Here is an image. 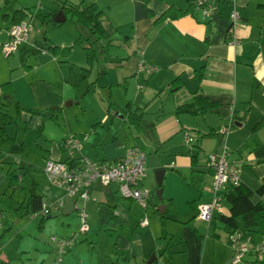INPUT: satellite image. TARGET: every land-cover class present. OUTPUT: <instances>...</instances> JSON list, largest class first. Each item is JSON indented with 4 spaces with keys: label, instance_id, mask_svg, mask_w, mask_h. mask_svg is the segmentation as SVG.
<instances>
[{
    "label": "crops",
    "instance_id": "obj_1",
    "mask_svg": "<svg viewBox=\"0 0 264 264\" xmlns=\"http://www.w3.org/2000/svg\"><path fill=\"white\" fill-rule=\"evenodd\" d=\"M63 1L0 0V264H56L57 254L47 239H24L36 223L37 234L44 231V218L39 213L17 218L14 210L30 196H40L43 205L50 208V213L60 210L63 214L66 200L64 191L41 181L36 171L29 172L33 169L28 151L34 143H38L40 137L29 138L28 133L29 129L34 130L35 122L40 121L39 117L45 110L60 108L62 97L56 91V83L59 75L64 74L63 65L80 67L82 70L86 68L85 58L83 55L78 61L72 57L75 49L67 56L55 57L47 52L49 46L66 48L75 41V25H66L67 20L57 31H52L46 44L37 41V37L42 34L39 30L38 35L31 33L33 35L9 56L3 54L2 46L8 42V29L15 11L21 10L27 16L48 14ZM68 1L74 4L83 1V5L94 3L100 11L98 21L104 36L110 41L107 56L101 54L97 64L104 62L110 73H105L103 68L93 83L102 81L108 75V96L112 98L113 83L117 87H124V93L130 99L127 104L131 108L143 110L149 104L146 101L153 103L160 98L165 102L156 115L153 125L155 135L148 138L149 141L153 138L157 152H171L173 157L182 154L174 150L178 145L182 146L179 133L184 134L187 129L196 131L193 135L196 156L179 162L183 163L184 170L197 172L195 184L201 190L187 203L191 211L188 217L183 221L173 219L175 225L172 230H165L160 220L168 218L169 210L165 208L163 217L157 211L159 219H156L152 228L149 225L139 226L140 221L137 223L138 228L147 229L144 236L136 233V224L133 222H123L121 227L125 230L127 227L128 230L125 234L114 236V239H74L76 235L71 231L73 245L62 255L59 264H232L237 248L263 242L264 229L249 232L239 230L231 235L219 222L218 215L228 214L229 206L224 195L230 187L223 192L222 212L214 213L208 224L197 220L196 210L198 205L211 199L213 172L208 161L204 160L206 153L217 152L220 141L217 140L216 131L231 117L235 126L228 139L229 150L226 148L228 164L239 172L241 183L251 190L264 184V0H213L209 17L205 20L198 11L190 9L186 15L163 21L159 18L169 8L185 11L189 9L188 3L185 0ZM37 4L40 10L32 12L31 9ZM232 11L238 15L234 25L230 20ZM37 24L35 22L39 29ZM31 36H34L32 40ZM231 42L234 44L231 45ZM114 48L119 54H115ZM141 61L156 67L157 71L143 79L136 74ZM6 83L9 85L2 86ZM140 83L145 85L144 92L141 95L130 93L129 96V88L133 87L137 91ZM197 95L217 101L221 107L204 116L175 114L179 106L191 103ZM97 124L88 137L75 134L80 142V148L74 152L76 159L111 163L122 158L127 149L138 146L115 148V136L111 139L108 138L111 135H107L111 132V126L106 131L103 147H99L96 152L98 140L99 145L102 143L97 128L103 126ZM36 134L40 136V132ZM199 136L201 139L198 143ZM212 142L213 147L209 146ZM62 144L58 142L53 148L50 143L47 149H43L47 153L39 170L41 175L47 160H65ZM39 148L42 149L41 146ZM100 149H105V152H100ZM170 163L172 165L173 162ZM27 177L24 186L22 183ZM16 182L20 185H16ZM99 194L109 206L114 202V196L118 195L114 185H95L89 192V200L94 203V195ZM150 198L149 192L147 203ZM168 200L172 206V198ZM88 201L84 205L85 213ZM251 201L256 204L261 199L253 196ZM59 203H63L62 206L55 208L54 205ZM77 204L83 206L81 201ZM133 204L141 208L137 203ZM111 207L116 209L117 206L113 203ZM125 207L129 210L131 203ZM2 208L11 212L5 214ZM107 211L104 215L110 217L106 218L119 221L115 213ZM99 213L98 207L91 208L92 218ZM50 218L51 214L47 216V219ZM67 236L61 234L58 238ZM253 262L264 264L263 260L247 255L240 264Z\"/></svg>",
    "mask_w": 264,
    "mask_h": 264
},
{
    "label": "rangeland",
    "instance_id": "obj_2",
    "mask_svg": "<svg viewBox=\"0 0 264 264\" xmlns=\"http://www.w3.org/2000/svg\"><path fill=\"white\" fill-rule=\"evenodd\" d=\"M183 1V0H182ZM36 9L33 7L31 10L32 12ZM42 14V13H40ZM37 24V20H35ZM66 25H71L73 23L72 20L68 19ZM39 30L42 34H40L37 37V41L41 44H46V41L43 39V34L46 36V39H49V35H51L52 31H57L58 28L48 29L47 25L41 24L38 22ZM73 25V24H72ZM33 35V34H30ZM29 35V36H30ZM34 38V36H31V40ZM48 42V41H47ZM72 49H75L73 51L72 57H75L76 60L79 61L82 59V56L84 55V52L74 47ZM71 49V50H72ZM70 50V51H71ZM114 51L116 55L119 54L118 50L114 48ZM119 56V55H118ZM85 57L83 56V59ZM85 60V59H84ZM84 63V61H83ZM66 66V67H65ZM105 68V73H110L109 69L105 66V63L95 65L93 69L90 71V73H86L81 68H75L72 66H68L67 64L63 65L62 72L64 73L62 76L59 75L58 77V83L56 86V91L58 92L59 96H61V106L58 110L54 111H44V113L39 117L40 121L35 122L36 125L33 126L34 130L31 128L29 129L28 136L29 138H32L34 136L36 139L39 138V145L33 144L34 146L31 147V149L28 151L29 157L31 158V169L29 172L36 171L37 176L41 181H45L49 186H51L45 175L40 174L39 170L42 167L43 158L46 157L47 152H44L43 149H47L46 146H48L50 143L53 145V148H56V145L58 142H61L64 139L67 141L69 138L74 137L76 138L75 134H79L81 136L86 135L89 136V132H91L96 125H99L97 123L103 124V126H98L97 130L100 131V139H102L101 145H98L96 147V152L99 151V147H103V139H106L107 135L108 138H111L115 136L116 142L113 143V146L115 148L121 149L122 147H130L135 145H140L142 148L143 153L145 154V175L146 177L144 180L139 183L138 187L140 189H147L150 192V199L147 203V209L145 210L142 208L137 202L141 208L140 209L133 204L131 200H126L120 198L118 195L114 196V202L117 206L116 209L113 207L107 205L105 202V198L99 194V196L94 195L92 198L95 199V202L93 203L91 200L88 201V208L86 209L87 214V232L85 234L80 233L79 231V221L78 219V211H74L72 214L68 216H64L60 210L54 211L51 213V218L47 219V216L44 218V231L42 233L37 234V223L35 220L33 222L36 223L35 226H33L28 233H26V236L24 239H47L49 241V244L54 247V242L51 241V237H57L62 234L68 235L67 237L71 236V231L73 234H75L74 239H114V236L117 237V235L123 233L128 230V228H122L121 225L125 223H134L136 224L135 229L136 233H140L142 236L147 232V229H141L138 228V222L146 220L147 226L149 225V228H152L153 223L156 221V219H159L157 214V208L159 206H166L169 210L167 213L168 218H162L160 220L162 225L164 226L165 230H172L174 227V220H185L188 215L190 214V210L188 208V202L190 201L192 197H194L197 193L200 192V186L196 187L195 184V178L197 175V172L194 170H184L183 169V163L179 162L182 159H189L192 156H196L195 151V140H194V134L196 131L194 130H188L185 131L186 133L190 134L192 136L193 142L191 144H186L183 140V133H179V138L182 141V146L178 145L174 150H179L182 154L180 155H174L173 153H159L157 152V148H155L153 144V138L149 141L148 138L153 137L155 135V129L153 128V125L155 124L156 115L158 113V109L163 107L165 102L161 101L162 98L158 101H154L151 103L149 102L148 105H146V108L142 110L143 116L142 121L143 125H145L144 131H137L135 130L133 125H130L126 121V115L127 111L124 108V106L130 102V99L127 98L126 92L124 93V87H117L113 83L112 87V98L108 96V89H109V82L107 81L109 78L108 75H105L106 78H104L102 81L98 80V82H95V79L98 76V73L101 72ZM66 75V76H65ZM111 75V74H109ZM86 76V78H85ZM104 76V75H103ZM57 77V75H56ZM63 79V80H62ZM55 80V79H53ZM141 84V83H140ZM133 86V85H132ZM135 87V86H134ZM133 87L129 88V96L131 95H141L144 91H136ZM150 89V88H149ZM149 89L146 93L149 92ZM139 92V93H137ZM153 100V99H151ZM146 102L143 104L145 105ZM163 104V106H162ZM131 109H134L133 106ZM52 112V113H51ZM190 119V118H189ZM112 126V127H111ZM222 126V125H221ZM220 126V128H221ZM234 122L232 125L228 127L227 135L225 141L223 142V138L221 141V136L217 133V140H219V147L215 151L216 153H221L224 146L229 150L228 146V139L231 133V130L234 127ZM111 127L110 134L106 135L107 129ZM193 129V128H190ZM40 132V136H38L36 133ZM91 135V133H90ZM198 135V134H196ZM201 137L197 139L198 143L200 142ZM207 139V138H205ZM50 140L51 142H47ZM95 139L92 136V141ZM115 140H113L114 142ZM223 142V143H222ZM143 145V146H142ZM39 146L42 147V149L39 148ZM62 146L64 147V141ZM194 146V147H193ZM209 146L213 147L214 142L210 144ZM171 147L173 148V141L171 142ZM187 148L192 151L189 152ZM166 150V149H163ZM100 152H105V149H100ZM65 150L63 151L64 157L66 156ZM201 154V152H200ZM206 157L204 160H207V157L210 154H214V152H208L206 153ZM198 157V156H197ZM200 157V156H199ZM198 157V158H199ZM170 162H173L175 169L171 170ZM29 168V167H26ZM157 169H164L165 173L163 176L162 181V200L158 201L155 196V191L157 189L156 187V180L154 173ZM17 172V170H15ZM26 180L28 181V177L25 178V181H23L22 185L25 186ZM16 185H20L19 183ZM55 188V187H54ZM58 189V188H56ZM10 191H8L9 193ZM172 198V206L169 205L168 198ZM131 203V208L127 210L125 205ZM92 207H98L99 214L96 215L94 218L91 216V208ZM3 212L10 213L11 211H8V209L2 208ZM108 210V211H107ZM115 210V211H114ZM109 212L112 214H116L119 218V221H114L109 218H106L108 215H104V212ZM136 213L138 215H136ZM96 214V213H95ZM166 215V214H165ZM110 217V216H108ZM161 217V216H160ZM35 218V217H34ZM131 221V222H130ZM120 222V223H119ZM139 222V226H140ZM68 226V227H67ZM118 228V229H117ZM69 232H67V230ZM67 232V233H66ZM66 233V234H65ZM122 235V234H121ZM64 237V238H67ZM78 237V238H76ZM73 239V238H72ZM65 253V252H64ZM248 257H251L254 259V255H247ZM33 257V256H32ZM256 258V257H255ZM264 261V260H263ZM256 262V261H255ZM250 263V264H259L257 263ZM243 264V263H242ZM262 264V263H261Z\"/></svg>",
    "mask_w": 264,
    "mask_h": 264
},
{
    "label": "built area",
    "instance_id": "obj_3",
    "mask_svg": "<svg viewBox=\"0 0 264 264\" xmlns=\"http://www.w3.org/2000/svg\"><path fill=\"white\" fill-rule=\"evenodd\" d=\"M233 1V0H232ZM213 0H192L194 10L198 11L202 19L209 17ZM39 11V5H36ZM32 16L19 24L11 25L8 29L9 39L2 46V52L5 56L15 53L18 46L25 43L31 33L39 34V29L35 26ZM238 15L235 11L230 14V20L233 25L236 24ZM234 44L233 42L230 43ZM157 68L147 65L143 61L139 63L136 74L143 77L152 75ZM145 89L144 84H139L137 90L142 92ZM232 117L218 130V134L226 137L228 127L232 125ZM86 140V138H84ZM183 140L186 144L193 142L192 136L188 133L183 134ZM80 148V142L76 138H69L64 143L66 158L63 161L47 160L42 169L48 183L55 188L63 190L65 198L72 202L74 211H78V221L80 224V233L87 232L86 213L84 210L85 203L89 200V192L95 186L109 187L114 185L118 196L122 199L137 202L142 208H146L149 198L147 189L138 187L145 175V154L138 147H131L126 150L125 154L117 161L108 163L105 161H91L87 158L76 159L74 152ZM227 149L224 146L221 153L210 154L207 157L209 168L213 172V181L210 186L211 199L208 202L197 206V220L208 224L214 213L222 212L221 202L223 201V192L227 187H236L241 183L239 172L231 167L227 161ZM174 168V165H170ZM78 201L83 206H79ZM63 203L54 205L55 208L61 207ZM42 217L50 216V208L42 206L39 213ZM141 227L147 226V221L140 222ZM54 242V251L57 254L56 264L62 261L64 252L73 245L71 237L56 238L51 237ZM253 254L257 260H264V241L258 245L242 246L236 249L235 255L231 261L232 264H240L245 255Z\"/></svg>",
    "mask_w": 264,
    "mask_h": 264
},
{
    "label": "trees",
    "instance_id": "obj_4",
    "mask_svg": "<svg viewBox=\"0 0 264 264\" xmlns=\"http://www.w3.org/2000/svg\"><path fill=\"white\" fill-rule=\"evenodd\" d=\"M188 3L189 9L185 11H173L169 8L161 18L163 21L166 18L175 19L179 16L186 15L190 12V9H194L192 0H185ZM58 11H61L66 18L73 21L77 37L70 47L59 48L57 46L47 47V52L51 55L67 56L70 50L74 47L81 49L84 52L86 68L82 69L85 73H89L90 70L99 63L101 54L107 56L110 41L104 36L103 30L99 24L100 11L94 3L83 5V1L77 4L70 3L65 0L57 5V8L48 14H30L41 24H46L48 29L57 28L62 23H54L53 18ZM27 14L21 10L15 11L11 17L10 25H16L25 20ZM45 34V33H44ZM43 34L44 41H48ZM175 82V81H174ZM9 85L6 83L2 86ZM1 86V87H2ZM221 104L217 101H213L202 95H197L193 98L192 102L179 106L175 114L176 115H189L191 117L204 116L207 113L218 110ZM127 111L126 121L128 124L133 125L138 132L144 131L145 125H143L142 109H131L130 104L125 106ZM31 112V111H29ZM65 143V141H64ZM141 148L140 145L136 146ZM253 196H257L261 199L258 203L254 204L251 201ZM264 198V184L259 186L256 190H251L244 184L240 183L236 187H232L226 191L224 199L229 206L228 214L218 215L219 222L223 227L230 231L233 235L237 231L249 232L252 230L264 229V204L262 199ZM190 205H193L191 203ZM43 201L40 196H30L25 202L19 204L14 210L17 218H23L26 216L38 214L41 212ZM164 215H161L163 217ZM45 218V217H42ZM43 221V219H42Z\"/></svg>",
    "mask_w": 264,
    "mask_h": 264
},
{
    "label": "water",
    "instance_id": "obj_5",
    "mask_svg": "<svg viewBox=\"0 0 264 264\" xmlns=\"http://www.w3.org/2000/svg\"><path fill=\"white\" fill-rule=\"evenodd\" d=\"M66 18L64 17L63 13L61 11H58L56 15L53 18L54 23H63L65 22ZM165 170L164 169H158L155 171L154 176L156 180V191H155V196L158 201H161L162 199V181H163V176H164ZM73 207H72V202L69 199H66L64 201V206H63V215H69L73 212ZM157 211L160 215H163L165 212V207L164 206H159L157 208ZM49 218V217H48ZM239 234V232H238ZM152 259L154 258L153 255L151 256Z\"/></svg>",
    "mask_w": 264,
    "mask_h": 264
}]
</instances>
